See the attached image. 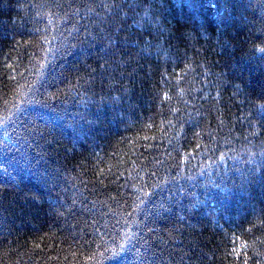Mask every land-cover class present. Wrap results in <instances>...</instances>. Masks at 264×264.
<instances>
[{"label": "trees", "instance_id": "obj_1", "mask_svg": "<svg viewBox=\"0 0 264 264\" xmlns=\"http://www.w3.org/2000/svg\"><path fill=\"white\" fill-rule=\"evenodd\" d=\"M261 47L264 0H0V264H264Z\"/></svg>", "mask_w": 264, "mask_h": 264}, {"label": "snow or ice", "instance_id": "obj_2", "mask_svg": "<svg viewBox=\"0 0 264 264\" xmlns=\"http://www.w3.org/2000/svg\"><path fill=\"white\" fill-rule=\"evenodd\" d=\"M100 7L108 8L109 5L102 4V5H100ZM257 51L264 53V47L258 48ZM237 90L238 91L241 90L239 85H237ZM258 100L260 101L259 103H256L255 101H249V102L255 104V107L259 110V114L261 116H264V87L261 88V91L258 94ZM0 123H2V122H0ZM262 155H264V152H262ZM260 167L264 168V162L261 163ZM141 191H142V194H143V198L141 196H137L136 197V199L139 201V203H134L133 212L127 213V215L124 218L125 219V223H128L127 217H132L133 213L140 209V205L141 204H145L146 201H145L144 198H150L153 195L150 192H144L143 190H141ZM261 223L264 224V220H262ZM125 239L130 241L131 237L126 235ZM125 247H126L125 244H120L118 246V248L112 249V256H118L121 252H124L125 251ZM245 264H247L246 261H245Z\"/></svg>", "mask_w": 264, "mask_h": 264}]
</instances>
